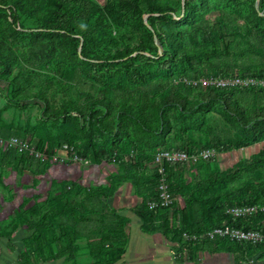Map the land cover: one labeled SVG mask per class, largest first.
<instances>
[{
	"label": "rangeland",
	"instance_id": "374dc122",
	"mask_svg": "<svg viewBox=\"0 0 264 264\" xmlns=\"http://www.w3.org/2000/svg\"><path fill=\"white\" fill-rule=\"evenodd\" d=\"M92 1L102 7L108 4V0ZM157 1L162 8L166 5L176 8V12L170 14L177 22L170 26L182 34L178 42L179 55L185 48L190 55L183 61H171L162 53L161 44L154 36L159 46L156 51L136 50L130 57H118L119 50L137 46L141 34L133 27L134 16L129 8L116 6L98 17L97 42L90 44L86 51L92 63H102L100 69L97 65L89 69L81 62L85 58L81 45L77 55L63 35H40L45 31L41 16L33 18L18 13L16 30L10 29V11L0 4V48L16 57L11 71L0 64V253H19L22 257L24 254L25 260H32L38 258V254H68L72 249V256L60 257L75 262L92 260L88 249L98 237L89 236L92 232L88 227L82 230L88 239L80 236L81 230L77 227L80 237L69 247V239L75 235L64 233L68 228L67 214L75 209L80 217L88 216L92 220L109 214L105 204L95 199L81 200L88 193L94 194L93 188L104 185L102 182L107 184L110 174L121 172L115 164L116 170L103 179L106 171L114 168V163H97L91 157L92 149L98 148L100 154L102 151L111 154L112 160L119 154L131 167L141 155L150 156L146 168L151 174L155 169L152 156L163 147L214 149L216 154L208 162L173 169V184L178 182L188 199L193 200L199 191L214 189L203 188V182L213 171H224L264 150L262 139L248 147L220 152V146L239 136V128L225 119L215 103L201 100L199 93L205 87L189 83L191 79L207 76L222 77L216 74L226 67L239 72L248 68L257 70L264 65V45L257 41L250 26L254 9L264 12V0H190L194 9L185 20L182 19L183 3ZM148 15L144 14L145 19ZM242 50L246 53L242 54ZM104 90L114 104L130 94L134 104L144 105V114L153 119L155 131H144L133 122H128L126 131L118 129L117 111L106 112L104 105L95 103ZM237 92L247 109L264 104V90ZM172 93L181 94L182 104L173 103ZM35 97L45 102L46 113L63 111L67 105L74 111L57 119H45L38 105L29 101ZM8 98L15 103H9ZM80 112L88 116L92 124L88 137L80 130L84 120L78 115ZM161 112L162 120L158 116ZM163 122L165 126L161 127ZM12 138L17 140L11 141ZM210 140L214 141L213 146L207 145ZM21 154L30 160L19 162ZM45 162L50 165L47 171L36 174L33 169ZM256 176V170L240 171L215 188L229 198L247 196L251 188H257ZM71 182L81 184L86 190L72 187ZM155 196L138 206L146 204L155 209L151 207ZM175 202L169 213L153 215L150 220L165 227L169 219L173 227L167 230L177 228L181 207ZM62 204L68 208L61 213ZM250 224L264 228V218H254ZM105 247L117 248L113 244Z\"/></svg>",
	"mask_w": 264,
	"mask_h": 264
},
{
	"label": "trees",
	"instance_id": "16d2710c",
	"mask_svg": "<svg viewBox=\"0 0 264 264\" xmlns=\"http://www.w3.org/2000/svg\"><path fill=\"white\" fill-rule=\"evenodd\" d=\"M178 1L180 4H184V14L182 19H188L192 15L194 9L193 5L190 3V0H185L184 2L183 0ZM157 2V0H108L107 6L102 7L99 4H95L92 0H0V4L5 5L10 11V29L14 31L16 30L15 25L19 21L18 13L28 14L33 18L41 16L40 21L45 31L40 32L39 34L48 36L60 34L63 35V37L67 39L70 48L77 55L79 52V46L81 45V54L85 56V58L81 59V62L87 65L89 69H91L92 65H97L98 69L102 67L101 62L92 63L91 59H88V56H86L88 46L94 42H97V34L100 29L97 24L98 17L103 12L108 10V8H114L116 6L129 8L132 15L134 16L133 27L141 34V40L139 44L132 48L125 47L122 50H119L117 54L118 57H130V55L136 50L156 51L159 46L156 44L154 36H157L162 47V53L167 55L171 61L176 62L185 60V56L188 57L190 52L187 50V48H185L184 53L179 55L178 42L182 34H180V30L170 26L172 23L177 22V20L174 19L170 14L171 12H176V8L169 5H166L164 8H162V6L158 5ZM145 13H149L146 19L144 17ZM95 14H97L96 19L93 18ZM254 15L255 16L250 22L252 25L250 26L253 30L254 36L257 38V41L264 45V12L260 13L255 8ZM193 27H195V25ZM241 53L245 54L246 52L245 50H242ZM150 59L154 60V58ZM15 63V55L10 54L9 51L4 50L3 48H0V64L2 65L3 69L11 71ZM220 72V74L216 75L231 76V74L235 73L241 76L260 77L264 76V65L257 70L248 68L239 72H234L232 69L226 67L225 69H221ZM204 89L205 90L203 92L199 93L201 100L203 102L210 101L215 103L218 106V110H221L223 116H225V119L228 120V122L236 124L239 128V136L232 138L227 144L220 146V152L248 147L264 139V104L258 103L255 106L247 109L242 102V96L237 92L245 90L262 91L264 90L263 87H205ZM171 97L172 101H174L173 103L182 104L183 98L181 94L172 93ZM40 99V97H35L30 98L29 101L38 105L45 119H57L62 115L68 114L70 111H74V108L71 107V105H67L64 107L63 111L51 110L46 113L44 112V109H46L45 102ZM105 100L108 102L104 103ZM8 101L11 104L15 103L11 98H8ZM29 101L26 102L29 103ZM95 103L96 105L100 106L104 105L106 112H110L111 110L117 111L116 115L118 120V129L122 131L127 130L128 122H133L137 127L147 132L155 131L153 129V119L147 118V116L144 114V105L134 104V100L130 94H128L126 97L124 96L117 104H114L112 98L104 90L101 99ZM78 115L84 119L80 130L84 137H88L89 133L91 132L90 129L92 124L89 122L88 116H86L83 112H80ZM158 116L159 119L162 120V112L161 114L158 113ZM164 126L165 122L161 124V127ZM63 141H67V139H63ZM60 143L62 142L58 141V144ZM207 145L213 146L214 141H208ZM161 149H180L189 153H194L204 148L191 146L189 148L163 147ZM158 151H156V153ZM6 154L10 156L11 152H7ZM52 154L53 153L51 151L50 155ZM90 154L97 163L101 161H108L110 163L117 164L121 169V172H118L117 174H110L108 176L107 184L99 185L93 188L92 191H94V194L88 193L81 200L84 201L88 198L95 199L99 203L105 204L106 208L109 210V214H104L98 220H92L91 218L89 219L88 216L80 217L77 213H75V209H72L67 214L68 228L64 233L68 234L71 232L75 235L69 239L68 243L70 247L71 244L75 245L77 243V236L80 235L78 228L81 230L80 236H84L88 239V235H83L82 232L83 229L88 227L92 232V234L89 236L94 237V239L98 237V240H95L94 245L90 244V248L88 249L90 252L89 255L92 258L91 264H109L110 262L119 258L123 252V247L127 238L126 228L129 221L128 217L123 214L128 209H116L112 206L111 200L115 192L124 183L130 182L134 187L135 194L142 197L143 201H145L147 198L152 199L155 195H157L159 175L154 162L155 155L152 156L155 169L153 174H151L146 168L148 167L147 165L150 161V156L147 155H141L137 159L136 163L133 164V167H131L130 162H127V160H125V158L119 154H116L117 156H115L113 160L110 157L111 154L104 151H102V154H100V150L98 148L92 149ZM18 158V161L23 163L30 160L27 156L22 154L19 155ZM210 159H199L195 162L190 160L184 163L166 164L168 180L170 187L172 186L171 191L175 197L181 196L185 198V206L179 210L181 219H177V228H174L173 230L171 229L169 231L167 229L173 227V225L168 224L165 226V231H167V235L172 236L173 240L176 241L180 247L189 248L190 251L202 247V245L210 249L215 248V250L225 248L235 250L238 247H244L246 248V251H249L253 249L251 245H244L227 239L201 241L194 246L192 244L185 245L182 243L183 230L203 231L212 226L216 227V225L244 226L246 228H257L264 232V228L261 226L250 224L254 218H264V213L240 219H233L225 214L226 208L232 205L264 202V174L262 173V171H264V150H260L249 158L237 162L234 166L224 171L218 169L213 171L203 182V188L213 187L214 189L206 192L203 190L199 191V195H196L194 200L188 199L187 194L184 193V190L182 187H180V184L178 182L173 184V169L176 170L177 168L184 167L189 163L197 164L201 162H208ZM32 165L33 160L30 162L31 167ZM49 166L50 165L48 162L40 163L38 166H36V168L33 169V171L36 172V174H43L47 171ZM251 169L256 170V179L258 184L257 188H251L252 190L247 194V196L242 195L241 197L229 198L227 194L217 191V188H215L216 184L225 182L229 176L238 174L240 171ZM71 186H76L78 189L86 190L85 187L81 186V184H76V182H71ZM154 188H156L155 193L153 192ZM175 204H177V202H175ZM171 207L172 206L166 208L150 209L145 204L143 206L140 205L138 207L132 208L131 211L138 214L145 222H149L151 221V216L165 213ZM66 208H68V206L66 204H62L59 211L62 213L63 211H66ZM30 209L31 208H29V210ZM92 222H98L99 224L96 226L89 225ZM79 223H84L85 225L82 224L83 226L80 227L78 226ZM111 244L115 245L117 248L105 247V245ZM257 250L264 252V245L254 247V251ZM68 252V254H64L66 252H56L53 254L48 253L38 255L46 259L60 256H67L69 258L70 255H73L72 249ZM23 257H26V255L23 254ZM26 260L28 262L25 261V263L32 262V260H28V258H26Z\"/></svg>",
	"mask_w": 264,
	"mask_h": 264
},
{
	"label": "crops",
	"instance_id": "0c3cea01",
	"mask_svg": "<svg viewBox=\"0 0 264 264\" xmlns=\"http://www.w3.org/2000/svg\"><path fill=\"white\" fill-rule=\"evenodd\" d=\"M114 168L107 170L103 179H106ZM85 181V179H82ZM106 184V181L102 182ZM143 198L135 194L133 185L124 183L114 194L111 202L116 209H128L123 214L128 217L127 238L123 252L119 258L109 264H264V252L254 251V248L246 251V248L238 247L231 249H210L202 245L197 249L180 247L167 235L165 227L157 221L145 222L138 214L131 211L138 207ZM177 204L183 208V197H176ZM171 209V208H170ZM168 209V213L170 212ZM166 212V213H167ZM169 220V219H168ZM167 220L166 226L169 224ZM32 259L31 263H25V259L19 253H0V264H91L87 262H75L64 257Z\"/></svg>",
	"mask_w": 264,
	"mask_h": 264
},
{
	"label": "built area",
	"instance_id": "2783aa9c",
	"mask_svg": "<svg viewBox=\"0 0 264 264\" xmlns=\"http://www.w3.org/2000/svg\"><path fill=\"white\" fill-rule=\"evenodd\" d=\"M190 84L203 87L216 88H264V76H207L199 80H190ZM12 138L11 141H16ZM37 154V153H36ZM216 154L211 148H204L200 151L189 153L180 149H161L155 154V165L158 171V195L151 202L152 208H166L171 206L176 199L170 191L167 163H184L190 160L210 159ZM38 155V154H37ZM264 213V202L253 204L232 205L226 208L225 214L233 219H240ZM227 239L244 245H251L252 248L264 245V232L257 228H246L235 225H216L203 231L183 230L182 243L193 246L201 241Z\"/></svg>",
	"mask_w": 264,
	"mask_h": 264
},
{
	"label": "water",
	"instance_id": "95a60500",
	"mask_svg": "<svg viewBox=\"0 0 264 264\" xmlns=\"http://www.w3.org/2000/svg\"><path fill=\"white\" fill-rule=\"evenodd\" d=\"M183 1H185V0H183Z\"/></svg>",
	"mask_w": 264,
	"mask_h": 264
}]
</instances>
